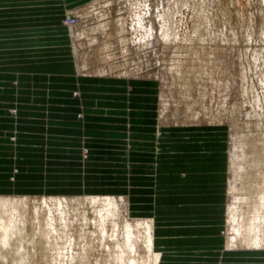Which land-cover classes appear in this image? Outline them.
<instances>
[{
	"label": "crops",
	"instance_id": "0c3cea01",
	"mask_svg": "<svg viewBox=\"0 0 264 264\" xmlns=\"http://www.w3.org/2000/svg\"><path fill=\"white\" fill-rule=\"evenodd\" d=\"M12 1L30 7L44 2ZM12 1L0 0V23L30 19L23 12L12 14ZM42 10L48 24L6 27L13 41L0 48L1 88L10 89L8 77L14 75L43 80L36 84L37 95L15 92L0 99V192L22 189L33 196L30 191L37 189L29 186L38 180L37 192L44 196L126 193L135 211L155 219L156 249L167 264L218 262L225 203L223 127H178L158 135L153 115L158 103H148L143 94L153 99L158 88L148 92L142 89L147 80L122 82L113 76L78 82L71 50L61 43L63 34L68 40L67 29L56 15L45 14L46 7ZM32 35L44 43L31 44ZM239 261H264V255L239 260L235 255L223 264Z\"/></svg>",
	"mask_w": 264,
	"mask_h": 264
},
{
	"label": "rangeland",
	"instance_id": "374dc122",
	"mask_svg": "<svg viewBox=\"0 0 264 264\" xmlns=\"http://www.w3.org/2000/svg\"><path fill=\"white\" fill-rule=\"evenodd\" d=\"M21 3H23V1H14L13 4H11V13L20 17H22V12L30 14V19H10L0 23V27H3V30H0V35L3 36L0 37L3 38L0 39L2 40L0 41V48L11 46L9 43L13 41L8 35L6 27L38 25L39 23L48 24L46 22L50 19L43 17L44 13H42V9L46 7L44 11L45 14L53 15V17L56 15L55 18H58V23L62 24L67 29L68 40L63 34L64 38H62L61 43L68 45L71 50V57L75 66L74 75L78 82L80 79L84 78L95 77L97 79H103L111 76L116 80L120 79L122 82H125V79H136L138 81L140 78L125 77L129 72H134L133 66H135L137 61L143 64L146 60H151L152 64H158L160 67H164V65L168 63L167 59H169V61L172 59L175 62H179L180 66L176 63V65L178 64L177 70H174L175 72L172 73L174 84H172L173 91L177 99H179V103L176 105L178 113L175 115L179 122L162 125L163 123L161 124L158 122L160 116L159 113H157L158 110L156 113L153 112L154 117H157L158 135L162 134L161 130L163 129L170 131L172 130L171 128L178 127L189 128L193 126H206L208 129L210 127H223L225 132V188L220 192L225 195V203L222 212L224 226L221 230V234L224 237L225 233H230L224 216L226 212V202L231 195V190L227 182V167L229 163L227 159V150L231 143V130L230 126L225 122L227 118L226 115H230L229 119L234 126L233 129L238 130V134H244L245 132H241L242 127L238 123L241 119V112H249L252 114V122L254 123L250 125L252 135L250 134V136H247L246 134L247 138L249 137L247 140V150L250 152L248 155V157L250 156L248 158L249 161L246 163L248 166H246L247 169H250L246 171H251L247 174L249 175L248 178L251 176L250 179L247 178V180L248 183H250L249 185H254L251 187H255V189L252 190L253 193L250 195L252 198L251 205L258 201L259 185H263L261 173L263 170L262 168H264V163L262 162L264 161V0H44L42 4H38V6L32 5V7ZM31 3L37 4L38 0H31ZM66 5L67 8L64 7ZM94 5L96 7L99 6L103 15L99 19L88 21V23L91 27H95L94 23L99 20L97 23L105 25L106 28L103 34L99 35L97 41L94 42L95 44L78 45L75 51V47H73L72 40L69 37V27L66 26L67 19L69 17V23H73L75 20L72 17L74 15L77 17L79 16V24H81L83 21L81 18L82 13L89 12ZM119 27H121V29H118ZM33 36L34 35H32V38H34V40L31 44L40 45L44 43L39 36ZM14 41L16 43L20 42L17 41V39ZM146 41H148L147 47L141 48L139 45ZM19 44H21V42ZM172 56H174V58ZM232 63H234L235 66L226 79L228 83H233L230 88L227 85V87L221 85V81L218 80V78L224 68L223 66ZM84 64L86 67L83 66ZM4 74H2L1 78L6 79L7 77H5ZM102 74L105 75L103 76ZM230 74H232V76L235 75V78L230 76ZM8 78L11 80L12 86L10 89L0 87L1 100H3L5 96L14 97L15 92L37 95L39 91L36 88V84L43 81L39 77H32L25 74L19 76L14 75ZM147 81L149 82L143 84L142 89H147L148 92H156L158 88V93L156 92L157 95H155L153 99L149 98L150 94H143L147 96L146 99L148 103H153L157 107V97L160 95L161 81L158 78ZM17 82L18 85L16 86L15 84ZM137 85H139V83ZM226 88L230 90L228 91ZM79 94V90L74 91L75 96ZM229 97H233L234 103L236 105L239 103L240 105L233 107L225 103ZM191 103L194 105H192V110L189 111L187 105ZM0 105H3L2 102H0ZM223 105L224 109L222 107ZM9 107L11 108V106ZM200 119L201 121L198 122L199 124L192 121H198ZM87 154L88 149L83 147L82 157L85 158ZM254 160L261 163L260 166L263 164V167L261 166L260 168V166L254 163ZM251 162L252 164H249ZM251 165L255 166L252 167ZM16 171L17 169H15V172ZM31 184L32 185L29 187L36 188L37 190L30 191L31 193H35L29 195L44 196L42 193L37 192L41 186L40 181L32 180ZM95 185H97V183L94 184L93 189L88 187L87 192H93L95 190ZM23 191L26 190L21 189L18 193L0 192V198L3 196H14L13 198L17 199L18 196L19 198L27 196L20 193ZM206 193L207 192L204 194ZM156 194L157 190L155 191V196ZM94 195L85 194L83 196L82 194L75 195L74 197L81 196L84 200V204L90 210L87 198ZM109 195L114 194L111 193ZM120 195L127 194L120 193L114 196ZM57 196L58 195H54V197ZM18 205L20 208L18 207V212L15 215L16 217L18 216L16 219L18 229L15 231L16 233L10 235V241L12 240V242L9 241L8 244L5 245L0 244V264H58L55 259L53 260L51 258L52 254H50L47 249V247H50L47 242H51L52 239L50 238L52 237L49 236L48 238L42 233L44 229L41 226H45L44 216L47 215L46 211H40V215L38 214L40 217L35 219V213L31 207H29V211H27V205H22V202H18ZM21 205L24 209H22ZM13 208L14 207L11 206L9 208L10 211L4 214H11V211H13L11 209ZM249 208H252V206H249ZM249 208L248 210L246 209V211H249ZM89 210L86 212L87 215H85L92 218V213ZM75 214L77 217H74L75 220L73 219L74 225L76 229L86 228L84 229V231H86L85 233H87L84 236V240L86 241L85 244L92 248L93 237L90 234L93 230V226L90 224L83 226L82 224L84 223L79 216L80 214L74 212V215ZM24 216H26L27 219H24L26 218ZM31 216L33 217L31 218ZM38 218H43L42 221L44 220L43 222L40 220V227ZM76 220H78V222ZM22 222L24 223L22 224ZM24 224L27 225L25 226ZM19 226H21V228H19ZM23 229L27 230L24 231ZM41 229H43V231L39 233ZM224 239L225 238H223V244ZM242 246L249 247L247 243H243ZM160 252L162 254L161 264H167L164 260V253L157 250L155 246V254H159ZM224 252L223 245L220 249L218 262L214 261V264H223L225 263V259L235 255L238 257V260L248 255H264V252L245 253V249L239 251L238 254L237 252L235 254ZM86 256L83 261L84 263H77L70 259L69 253L65 256L66 260L64 259L63 264H95V261H102L104 258L103 255H100L97 251H88ZM239 263L241 262L239 261L238 264ZM248 264H264V261H251Z\"/></svg>",
	"mask_w": 264,
	"mask_h": 264
},
{
	"label": "bare ground",
	"instance_id": "6f19581e",
	"mask_svg": "<svg viewBox=\"0 0 264 264\" xmlns=\"http://www.w3.org/2000/svg\"><path fill=\"white\" fill-rule=\"evenodd\" d=\"M100 10L101 9H99V6L96 7L94 5L93 7H91L89 12L82 13L81 16V18L83 19V21L81 20L82 25L79 24V18H78L79 16L77 17L74 15L72 17L75 20L73 23L72 22L69 23V17H68L66 26L69 27V35H70L69 37L72 40L73 47H75L74 48L75 51L78 45L92 44L95 41H97L99 35L103 34L106 27L103 24H98L97 22L99 20L96 21V23H94L95 27H91V25L88 23V21L90 20H95L102 17L103 14L102 11ZM118 29H121V27H119ZM147 42L148 41L143 42L139 46L141 48L147 47L148 45ZM172 57L174 58V56ZM167 62L168 63H166L164 67H160L158 66V64L157 65L152 64L151 60L150 61L146 60V62L144 63L142 61L143 64L137 61L135 63V66H133L134 72H129L128 74L125 75V77L128 78H140L143 80L146 79L150 80L156 78L160 79L161 81L160 95L158 94L159 97H157L158 106H159L158 113L160 115L158 122L161 124L163 123L162 125L179 122L177 117L175 116L178 113L176 109L177 108L176 105L179 103V99H177V96L175 95L172 87L173 84L172 73L175 72L174 70H177V66L179 62L177 61L175 62L172 59L170 61L169 59H167ZM176 63L178 64L176 65ZM83 66L86 67L85 64ZM234 66L235 64L232 63V64L224 65L223 66L224 68L222 67L223 72L221 71L220 77L218 78V80L221 81V85H225V86L227 85L229 87L231 86V84L233 85V83L231 84L228 83L226 79L228 74L233 70ZM230 76H232V74H230ZM234 76L232 77L235 78ZM228 99L226 101L224 100L225 103L232 105L233 107L240 105L239 103L237 105L234 103L233 97L231 98L229 97ZM192 105L194 104L191 103L187 105L189 111L192 110L193 108ZM222 107L224 109V105ZM241 113H242L241 119L238 123L242 127L241 132H245L244 134H238L237 133L238 130L233 129L234 126L232 125V122L229 119L230 115H226L228 119L227 118L225 119L226 124L230 126V130H231L230 131L231 143L228 146V150H227V154H228L227 159L229 161L227 167V178H228L227 182H228V187L231 190V195L227 199L226 208H225L226 212L224 215L226 218V225L227 228L230 230V233L227 234L225 233L223 237L225 238L223 245H224V250L227 253L235 254L237 252L238 254L239 251L244 249H245V253L248 252L263 253L264 252V168H262L263 169L262 173L260 172L261 170L259 171L262 174L261 177L263 179V183H262L263 185H259L260 189H259L258 201L256 200L257 204L254 203L251 205L252 198L250 195L253 193L252 190H254L255 187L254 188L251 187L254 185H249L250 183H248L247 178L249 175L247 174H249L251 171L250 172L246 171L250 169V168L247 169L248 166L246 165V163L249 161L248 158L250 157V156L248 157L250 152L247 150V145H248L247 140L249 138V137L247 138V136H250L252 132L250 129L251 127L250 125L254 123L252 122L253 116L251 113L249 112H241ZM192 121L194 123H198L199 121H201V119L198 121L195 120ZM262 162L264 163V161ZM254 163H256L258 166H260L261 164L256 161ZM249 164H252V162ZM257 165L256 167L258 168ZM251 166L254 167L255 165L254 166L251 165ZM250 177L248 179H250ZM114 195H94L90 197L87 196L88 197L87 201L89 202L90 210L84 204V200L82 199L81 196L80 197L25 196L21 198H19L18 196L17 199H14L13 198L14 196L13 197L3 196L0 198V228H1L0 244L2 245L8 244V242L10 241V235L16 233L15 231L18 229L17 227L18 225H16V219L18 216L16 217L15 215L18 212V207H19L18 202H22V205L28 206L27 207L28 210L26 209L27 211H29V207H31V209L35 213L34 216L35 219L37 217H40L38 216V214L40 215V211H44V212L46 211L47 215L44 216L45 226L44 225L41 226L44 229V231L43 229H41L39 233L43 231L42 233H44L48 238L49 236L52 237L50 238L52 239L51 242L49 240H48L49 242L46 241L49 244L47 245L50 246L49 248L47 247V249L50 252V254H52L51 258L53 260L55 259L56 262H58V264H63L65 256L68 255L69 253L71 260L77 263L79 262L84 263L83 261L88 251H93V252L97 251L100 255L101 254L103 255L104 257L103 260L95 261V264H161L162 261L161 252L159 254H155V246H156L155 238L157 232L155 226V219L152 216H149L142 211L140 212L135 211L136 208L133 205L132 200L130 199V196L128 194L120 195V196H114ZM11 206L14 207L13 209H11L13 210L11 211L12 213L5 215L4 213L7 214V212L10 211L9 208ZM249 206H252V208H249ZM248 208L249 211H246V209L248 210ZM22 209L24 208L22 207ZM88 210L92 213V218L86 216L87 215L86 212ZM74 212L80 214L79 216L81 217V220L84 223L82 224L83 226L87 224L93 226V230L90 234L93 237L92 248L91 246L89 247L86 246L85 244L86 241L84 240V236L87 233H85L86 231H84V229L86 228L76 229L73 219L75 220L77 216L76 214L74 215ZM27 217L24 219H27ZM32 217L33 216H31V218ZM42 219L38 218V222L40 223ZM76 221L78 222V220ZM23 223L24 222H22V224ZM24 225L26 226L27 224ZM40 225L41 223L39 224V227ZM19 228H21V226H19ZM23 230L25 231L27 229H23ZM10 242H12V240ZM243 243H247L249 247L242 246Z\"/></svg>",
	"mask_w": 264,
	"mask_h": 264
}]
</instances>
